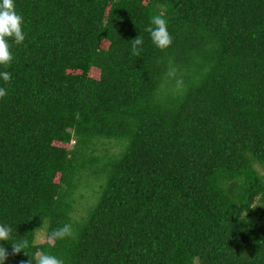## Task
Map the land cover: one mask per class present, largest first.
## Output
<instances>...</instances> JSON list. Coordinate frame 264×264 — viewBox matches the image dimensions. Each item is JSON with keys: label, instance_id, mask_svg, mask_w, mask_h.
<instances>
[{"label": "trees", "instance_id": "16d2710c", "mask_svg": "<svg viewBox=\"0 0 264 264\" xmlns=\"http://www.w3.org/2000/svg\"><path fill=\"white\" fill-rule=\"evenodd\" d=\"M14 3L25 40L0 68L9 253L28 239L64 264H264V0ZM157 14L166 50L146 31ZM66 223L74 239L34 244Z\"/></svg>", "mask_w": 264, "mask_h": 264}, {"label": "clouds", "instance_id": "9594fccd", "mask_svg": "<svg viewBox=\"0 0 264 264\" xmlns=\"http://www.w3.org/2000/svg\"><path fill=\"white\" fill-rule=\"evenodd\" d=\"M24 19L21 14L16 11L14 0H0V68L7 69L11 66L14 59L11 51L9 40L16 46L21 45L25 40ZM150 34L152 43L160 50H166L173 42V38L168 31V21L162 15H153L150 18V25L146 28ZM132 54L139 56L142 50L143 39L137 36L131 42ZM170 76L175 75V70L169 73ZM0 79L5 83L11 81V73L4 70L0 71ZM182 81H177V86H182ZM7 95V89L0 87V99ZM12 228L0 224V242L7 243L11 239ZM75 238V230L71 223H66L62 227L53 230L47 240L51 244L56 241H64ZM0 243V264H5L9 256H17L23 253L28 259L21 260L20 264H64V260L50 253L37 250L34 254H29L25 249L29 248L28 239L14 241L11 243V253Z\"/></svg>", "mask_w": 264, "mask_h": 264}, {"label": "rangeland", "instance_id": "374dc122", "mask_svg": "<svg viewBox=\"0 0 264 264\" xmlns=\"http://www.w3.org/2000/svg\"><path fill=\"white\" fill-rule=\"evenodd\" d=\"M91 75L96 76V73L92 72ZM34 235H35L34 236V244L35 245L43 244L46 241H48L45 229L37 230Z\"/></svg>", "mask_w": 264, "mask_h": 264}]
</instances>
